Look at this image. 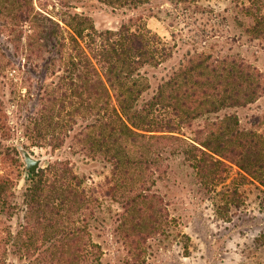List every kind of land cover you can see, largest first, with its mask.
<instances>
[{
  "label": "rangeland",
  "instance_id": "1",
  "mask_svg": "<svg viewBox=\"0 0 264 264\" xmlns=\"http://www.w3.org/2000/svg\"><path fill=\"white\" fill-rule=\"evenodd\" d=\"M253 1L155 0L152 6L135 10L105 0H32L22 6L15 0H0V98L10 127L8 138L0 134V143L17 147L24 163L21 148L43 159L41 169L54 164L58 175L52 173L50 180L59 181L60 191L72 184L69 176L61 175L63 166L69 165L84 179L83 187L99 200L89 206L94 212L82 240L71 236L77 226L84 225L79 215L66 212L60 217L56 253L60 264L70 262L81 242L99 260L96 264H264V186L237 163L221 158L226 162L223 176L227 179L209 191L202 186L190 155L184 153L196 138L214 139L212 132H219L225 116L235 115L241 133L256 134L258 146L254 144L253 150L257 154L249 159L251 170L264 172V90L254 103L204 114L192 127L184 125L177 133H147L154 137L139 138L132 146L135 152L160 154L158 165L123 167L116 173L104 154L90 153L89 142L84 141L89 131L79 136L86 125L76 113L79 100L74 95L60 98L66 56L60 53L56 24L60 15L77 23L73 16L79 13L92 19L98 33L117 31L127 24L173 48L170 61L144 70V86L151 84L142 97L147 103L162 79L168 80L190 56L244 62L256 69L264 87V39L247 31L253 19L245 8ZM176 92L170 87L166 96ZM169 101L146 104V121L141 124L147 127L144 124L152 122L151 130H165L170 122L179 124L180 117L168 106ZM116 184L119 190L114 195L111 188ZM26 188L27 177L17 188L19 204H23ZM142 189L144 195L128 205L126 196ZM23 216L16 215L11 221L13 232H23ZM17 249L18 245L7 246L0 264H28Z\"/></svg>",
  "mask_w": 264,
  "mask_h": 264
},
{
  "label": "trees",
  "instance_id": "2",
  "mask_svg": "<svg viewBox=\"0 0 264 264\" xmlns=\"http://www.w3.org/2000/svg\"><path fill=\"white\" fill-rule=\"evenodd\" d=\"M15 1L22 6L30 4L32 0ZM105 1L109 5L137 10L146 5L152 6L155 0ZM178 1L188 3L192 0ZM245 9L253 19V24L247 28L248 33L264 39V0H254ZM73 20L77 23L60 15V23H56L60 28V53L64 58L66 56L62 67L64 74L60 77V90L63 91L60 98L74 95L79 100V105L75 106L76 113L86 121L79 136L89 131L84 141L89 142L90 153L100 157L104 154V160L112 165L116 173L123 167L143 165L148 169L158 165L160 154L154 156L150 150L135 152L132 146L137 144L139 138L154 137L147 133H177V129L184 125L192 127L193 121L204 114H220L224 110L254 103L264 90L258 79L260 74L251 65L235 60L223 62L221 58L213 59L212 56H190L181 63L180 70L168 76V80L162 79L157 92L145 103L142 97L151 89V84L144 86V70L158 68L170 61L174 57V49L162 44L161 38H153L147 31L133 30L127 24L117 31L98 33L90 17L76 13ZM170 87L177 92L175 96L167 97ZM165 99L172 101L168 102V106L181 122L177 125L170 122L165 130H151L150 121L144 127L140 122L146 121L144 106L159 104ZM225 117L224 125L217 124L220 125L219 132H212L214 139L196 138L189 143L190 150L184 152L190 155L202 186L210 191L227 179L223 176L226 172L223 159L237 163L264 186V172L251 170L249 164V159L253 158L254 153L257 154L253 150L254 144L258 146L256 134L241 133L236 126L235 115ZM0 134L3 138H8L10 134L8 113L1 98ZM20 154L17 147L0 143V255L7 246L18 245V255L29 260L28 264H60V261H56L57 248L60 247V217H65L66 212L79 215V223L84 225L77 226L71 236L82 240L90 226L89 216L94 212L90 211L89 206L99 200L91 192L89 194L83 187L84 179L76 175L69 165L63 166L61 175L69 176L72 184L60 191L59 181L50 180L52 173L58 175L54 164L31 172L21 161ZM237 156L245 162H238ZM26 177L23 204H19L16 202L17 188ZM117 190V184L111 188L114 195ZM142 191L128 194L127 204L131 205L144 195ZM21 214H24V222L20 225L23 232H13L11 221L16 215L20 218ZM136 242L137 246L139 240ZM69 245L72 243L69 242ZM73 251L68 264H96L99 261L82 242ZM4 261V258H0V263Z\"/></svg>",
  "mask_w": 264,
  "mask_h": 264
},
{
  "label": "water",
  "instance_id": "3",
  "mask_svg": "<svg viewBox=\"0 0 264 264\" xmlns=\"http://www.w3.org/2000/svg\"><path fill=\"white\" fill-rule=\"evenodd\" d=\"M23 152V156L25 159L26 167L31 172H38L43 163L42 158H36L30 151H28L26 148H21Z\"/></svg>",
  "mask_w": 264,
  "mask_h": 264
}]
</instances>
